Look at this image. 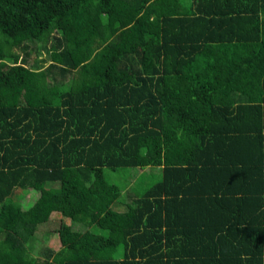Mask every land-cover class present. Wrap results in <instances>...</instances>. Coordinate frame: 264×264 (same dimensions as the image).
<instances>
[{"label": "trees", "instance_id": "trees-1", "mask_svg": "<svg viewBox=\"0 0 264 264\" xmlns=\"http://www.w3.org/2000/svg\"><path fill=\"white\" fill-rule=\"evenodd\" d=\"M0 264H264V0H0Z\"/></svg>", "mask_w": 264, "mask_h": 264}, {"label": "rangeland", "instance_id": "rangeland-1", "mask_svg": "<svg viewBox=\"0 0 264 264\" xmlns=\"http://www.w3.org/2000/svg\"><path fill=\"white\" fill-rule=\"evenodd\" d=\"M36 56L37 60H43L47 58L46 51L43 50L39 56L36 53L32 54ZM154 171V172H152ZM105 179L108 183L116 185L123 190V196L120 200H123L126 204L130 202L131 197L136 195H142L146 190L152 187L154 184L161 180L162 171L159 167L135 169V168H122L117 171H112L110 169H105ZM19 194H24L25 199L28 200L30 195L25 192H18ZM121 202V201H120ZM119 203V202H118ZM115 204V209L118 211H123L124 207ZM27 204V205H26ZM32 203L26 202L25 206L30 208ZM56 221L59 223H69L70 219L63 217L60 213H54L52 215V221L42 225L37 234L36 244V254L42 253L43 249L50 248L54 251H58L61 248L60 236L58 234V229L60 226H56ZM55 222V223H54Z\"/></svg>", "mask_w": 264, "mask_h": 264}, {"label": "crops", "instance_id": "crops-1", "mask_svg": "<svg viewBox=\"0 0 264 264\" xmlns=\"http://www.w3.org/2000/svg\"><path fill=\"white\" fill-rule=\"evenodd\" d=\"M247 147H240V151H241V155L242 156H247V158L249 159V162H250V160L253 158V156H258L259 157V153H258V151H256L255 149H253L252 147H251V143H247V145H246ZM246 148H249V150H247V151H243V150H245ZM256 152H257V154L258 155H256Z\"/></svg>", "mask_w": 264, "mask_h": 264}]
</instances>
